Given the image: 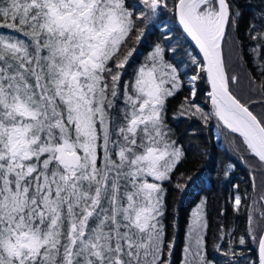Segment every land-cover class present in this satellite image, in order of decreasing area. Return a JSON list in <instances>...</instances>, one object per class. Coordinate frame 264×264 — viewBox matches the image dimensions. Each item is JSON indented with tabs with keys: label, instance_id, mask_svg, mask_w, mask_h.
Listing matches in <instances>:
<instances>
[{
	"label": "snow or ice",
	"instance_id": "obj_1",
	"mask_svg": "<svg viewBox=\"0 0 264 264\" xmlns=\"http://www.w3.org/2000/svg\"><path fill=\"white\" fill-rule=\"evenodd\" d=\"M233 56L259 101L234 92ZM182 119L215 120L250 169L218 210L219 259L207 199L182 244L168 200L193 178ZM257 168L264 0H0V264H264Z\"/></svg>",
	"mask_w": 264,
	"mask_h": 264
},
{
	"label": "trees",
	"instance_id": "obj_2",
	"mask_svg": "<svg viewBox=\"0 0 264 264\" xmlns=\"http://www.w3.org/2000/svg\"><path fill=\"white\" fill-rule=\"evenodd\" d=\"M150 42L151 38L145 42L144 47L141 48V52L146 51ZM138 59L139 57L137 60ZM229 63L231 64L232 71L240 77L239 84L233 89L234 92L245 101L249 98L259 101V96L251 94L249 91L246 70L234 62V56L230 58ZM129 71H131V67L129 68ZM181 71H185L184 66H181ZM187 75H192L190 66L187 68ZM206 89V84H199V96L197 99L201 104H203L204 92ZM187 92L188 87L186 85L184 90L170 101V108L175 107ZM205 110H208L207 106H205ZM253 110L259 113L262 110V106L257 103L253 106ZM189 123V121L182 119L176 125V128L188 154L187 162L181 170L186 171L192 175L193 178L189 181L188 187L183 194H179L174 189L170 188L168 200L170 205H174L177 209L176 219L179 225L178 234L180 237V243L182 244L185 226L191 208L199 202L201 197L207 199L208 219L211 225L207 237L208 250L210 256L219 259L212 250L214 233L216 225L219 222L218 210L224 204L225 198L231 190L232 184L239 182L241 178H243L245 182L249 181L250 178L248 173L250 169L245 165L244 161L241 160V153L234 150V146L231 142L232 137L226 136L224 132L217 127L215 120H212L206 127L201 125L198 121L191 122V127H189ZM194 128L202 129L198 132L196 138H191L184 134L185 129L191 131ZM214 133H216L217 139L215 138ZM249 163L252 162L249 161ZM227 164H233L235 167L228 169L229 175L225 178L223 176V169ZM254 172L256 176L257 193H259L264 190V173L258 168L254 169ZM246 186L245 183H242L241 189L243 190ZM248 191L251 192L250 187H248ZM228 216L229 219H231L232 212L230 206ZM231 222L233 226L237 223V221L234 220ZM239 223L242 226L243 218H241ZM178 256L179 248L177 249V257Z\"/></svg>",
	"mask_w": 264,
	"mask_h": 264
},
{
	"label": "rangeland",
	"instance_id": "obj_3",
	"mask_svg": "<svg viewBox=\"0 0 264 264\" xmlns=\"http://www.w3.org/2000/svg\"><path fill=\"white\" fill-rule=\"evenodd\" d=\"M214 134H215V138L217 139L216 133H214Z\"/></svg>",
	"mask_w": 264,
	"mask_h": 264
}]
</instances>
